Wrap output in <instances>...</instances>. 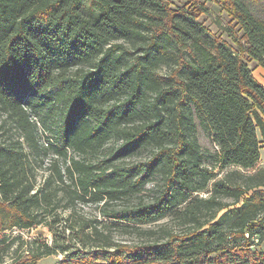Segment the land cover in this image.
Returning <instances> with one entry per match:
<instances>
[{"label":"trees","instance_id":"trees-1","mask_svg":"<svg viewBox=\"0 0 264 264\" xmlns=\"http://www.w3.org/2000/svg\"><path fill=\"white\" fill-rule=\"evenodd\" d=\"M90 2L0 0V263L21 238L9 231L44 224L53 240L16 250L15 264L57 252L66 254L57 264H264L253 249L264 239V84L250 66L264 68V17L244 0H223L238 27L234 47L198 21L205 9L195 2L94 0L95 15ZM163 65L170 76L158 73ZM196 115L215 146L211 167ZM112 139L119 145L103 160L70 156ZM146 148L148 159L117 163ZM216 169L225 174L215 179ZM158 175L164 184L149 200L109 207ZM63 198L71 209L105 201L103 215L117 226L171 216L184 229L152 243H113L94 220L67 217L62 226L55 210Z\"/></svg>","mask_w":264,"mask_h":264},{"label":"rangeland","instance_id":"rangeland-1","mask_svg":"<svg viewBox=\"0 0 264 264\" xmlns=\"http://www.w3.org/2000/svg\"><path fill=\"white\" fill-rule=\"evenodd\" d=\"M168 1L172 7L174 8H189V6L195 2L196 4L202 6L205 11L203 14L200 15L198 21L202 23L211 33V35L215 38H220L228 43L230 45L236 47V44L234 43V34L233 30L238 29L235 22L231 20V17L229 16L227 10L225 9L223 0H166ZM246 5L250 8V10L256 15L260 17H264V0H244ZM87 11L90 14H98L99 9L97 8L94 0H91V2L88 4ZM125 47L129 48V45L125 43ZM132 50V49H130ZM251 68H253V73L255 76H258L257 66H255L254 62L250 63ZM171 68L163 65L159 70L158 73L161 76H170L171 75ZM4 119V116L0 113V123ZM34 119H38L35 118ZM195 123L197 126V132L196 136L198 137L199 143L201 145L202 151L204 153V160L203 163L205 166L211 167L214 164L213 154L215 153V146L213 144L212 138L207 130H205L198 118V116H195ZM38 126L40 128V133L42 135L43 140L47 142V138L50 137V133L44 132L41 123H38ZM13 134L14 136H17L16 130H10L9 135ZM5 139H9L6 138ZM118 142L114 139L109 141L107 145L96 152H89V153H83L78 154L74 153L72 150H70V156H74L75 158H85L93 163L98 162L100 160L105 159L109 154L110 151L118 146ZM152 149H143L138 154L132 156L129 159L125 160H118L117 163L121 162H133V161H143L148 159V157L152 153ZM264 151H262L263 155ZM51 156L45 158L44 162L38 165L37 171H38V183H41L43 181V178L48 175L47 168L50 166L51 163ZM259 166H264V158L261 159V162ZM216 178H221L225 172H221L218 169L215 170ZM214 181V180H213ZM213 181L211 182L209 186V191L212 190ZM67 183H71L70 179L67 178ZM164 184L163 178H161L160 175L156 176L154 180L149 182L143 190V192L138 193L136 195H133L131 200L128 201H116L111 202L109 207H117V208H123L126 204L129 203H136L140 200H149L151 197H153L159 187L162 188ZM196 195V194H195ZM63 196V192L61 191L60 197ZM200 197H207V192H201L199 194ZM105 202V201H104ZM102 203H94V202H84L81 200H78L73 207V209L68 207V202L66 198L61 199L57 203V207L55 210V213L57 212L61 218V225L65 226V220L67 217H70L71 223H81L82 221L87 220H94L95 222L93 224H96L102 233H109L111 236V240L114 243H122V244H128L131 246L135 245H141L144 243H152L157 240H161L164 237L165 230H174V231H181L184 229V226L178 219H173L171 216L165 217L157 222L150 223V224H132L131 228L126 226H117L113 224V221L110 219H107L103 215V204ZM52 208V207H51ZM50 208V210H51ZM71 213V214H70ZM42 217H48L49 221L52 219V216L50 217L47 215V212L42 213ZM71 231H66V236L69 235ZM9 235H11V238L14 237H21L18 240H16L13 243V246L11 250L9 251L8 255L4 256V262L0 264H15V259L17 257L16 250L18 252H22L25 249H28L30 247H34L36 245H32L34 241L44 240V241H52L53 236L52 233L48 230L47 226L44 224L38 226L37 228H34L32 230H19L15 229L8 232ZM70 236H74V234H71ZM78 237H74L73 242L78 240ZM24 240V243H23ZM97 241V240H96ZM23 243V244H22ZM258 245L254 246L253 249L257 251H263L264 252V239L256 242ZM21 245V248H20ZM80 245V242L77 244ZM97 245V242H90L88 245L89 247H93V249L98 250V248H95L94 246ZM66 254L57 252L54 254H51L47 257H44L41 259L38 264H57L59 261H62L65 259L64 257Z\"/></svg>","mask_w":264,"mask_h":264},{"label":"crops","instance_id":"crops-1","mask_svg":"<svg viewBox=\"0 0 264 264\" xmlns=\"http://www.w3.org/2000/svg\"><path fill=\"white\" fill-rule=\"evenodd\" d=\"M257 71H258V76H255L256 79L261 82L262 84H264V68L262 67H258L257 68ZM262 158H264V153L262 155Z\"/></svg>","mask_w":264,"mask_h":264}]
</instances>
